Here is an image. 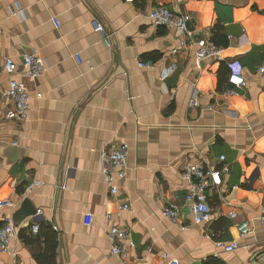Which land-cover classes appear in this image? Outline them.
I'll list each match as a JSON object with an SVG mask.
<instances>
[{
    "label": "crops",
    "instance_id": "crops-1",
    "mask_svg": "<svg viewBox=\"0 0 264 264\" xmlns=\"http://www.w3.org/2000/svg\"><path fill=\"white\" fill-rule=\"evenodd\" d=\"M159 3L188 14V29L221 46L225 60H196L192 46L169 55L177 31L147 17ZM23 52L44 59L41 76L25 75ZM6 57L29 93L21 123L4 117ZM231 60L246 81L237 94H229ZM262 64L264 0H0V199L15 203L0 209V225L15 227L0 262L119 264L105 234L115 224L130 231L133 264H264ZM121 141L129 146L126 175L110 195L99 155ZM187 162L226 167L208 191V223L186 209L179 174ZM168 203L180 210L178 225L161 217ZM22 206L35 214L20 219ZM230 210L249 221V234L239 235ZM216 241L238 247L227 252Z\"/></svg>",
    "mask_w": 264,
    "mask_h": 264
},
{
    "label": "built area",
    "instance_id": "built-area-1",
    "mask_svg": "<svg viewBox=\"0 0 264 264\" xmlns=\"http://www.w3.org/2000/svg\"><path fill=\"white\" fill-rule=\"evenodd\" d=\"M16 14H23V10L18 8ZM147 17L156 26L173 28L177 31V44L170 50L169 55L176 56L181 50L186 49L188 46H192L196 60H225L222 55L223 48L221 46L214 44L204 36L194 35L193 32L188 29L187 22L190 19L188 14L172 12L165 4L159 3L149 10ZM52 21L56 26H59V22L54 16L52 17ZM93 26L94 30L104 33V29L101 25L93 22ZM106 44L109 45L108 42H106ZM74 58L80 63V58L77 53L74 54ZM21 59L23 71L25 75L30 78L41 76L46 69L44 59L34 52H23L21 54ZM225 63L229 69V81L234 85V88L229 91V94H237V88H244L246 86V81L241 76L242 65L237 60L225 61ZM139 66L152 68L153 64L151 62H141ZM15 67V62L11 57L4 58L3 70L9 75V78L3 96L10 101L9 106L5 110L4 117L6 119H12L16 123H21L28 117L29 93L26 84L13 76ZM174 67L173 65V68ZM258 70L262 80V91H264V64L260 65ZM188 104L190 106L198 105L196 97H191ZM128 150V144L121 141L100 152L99 160L101 164V173L110 195H115L118 192L119 182L125 178ZM220 160H224V156H220ZM222 170H226V167L224 166L221 169L206 168L201 163L196 162H187L181 167L179 175L186 182L184 196L186 209L190 213L192 220L197 224L208 223L211 220V206L208 201V191L221 184ZM14 206L15 203L11 199H0V209L5 207L12 208ZM126 208H128V204L118 206L119 210H124ZM39 213L40 210L37 211V214ZM160 214L162 218L168 220L173 225H178L180 223V210L172 203L163 206ZM226 216L230 219L237 220L236 227L241 237L251 232L249 221L240 218L235 210H230ZM83 217L84 224L89 225L92 221V214L90 212H85ZM105 217L107 220L110 219L111 213L107 212ZM258 220L264 227V205H261L259 208ZM38 230L39 223H33L31 225V231L36 233ZM14 234L15 227L11 221H7L0 225L1 250L4 251L6 249ZM105 234L110 245L109 254L115 256L119 264H133L131 258L134 242L131 238L129 229L125 226L108 224ZM215 244L218 248L227 252L233 251L238 247L236 241H231L229 243L216 241ZM163 256L166 258L168 254H163ZM172 261L176 263V260ZM0 264L5 263L0 262Z\"/></svg>",
    "mask_w": 264,
    "mask_h": 264
},
{
    "label": "water",
    "instance_id": "water-1",
    "mask_svg": "<svg viewBox=\"0 0 264 264\" xmlns=\"http://www.w3.org/2000/svg\"><path fill=\"white\" fill-rule=\"evenodd\" d=\"M36 212L35 209H32V210H26L24 206H22L17 212L16 214L19 215L20 219H21V216H29V215H34Z\"/></svg>",
    "mask_w": 264,
    "mask_h": 264
},
{
    "label": "trees",
    "instance_id": "trees-1",
    "mask_svg": "<svg viewBox=\"0 0 264 264\" xmlns=\"http://www.w3.org/2000/svg\"><path fill=\"white\" fill-rule=\"evenodd\" d=\"M50 264H53V263H50Z\"/></svg>",
    "mask_w": 264,
    "mask_h": 264
}]
</instances>
